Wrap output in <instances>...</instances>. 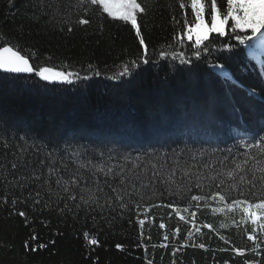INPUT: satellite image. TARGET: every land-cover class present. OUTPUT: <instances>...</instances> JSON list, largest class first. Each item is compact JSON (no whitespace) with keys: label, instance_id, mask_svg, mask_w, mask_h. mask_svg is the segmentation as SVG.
Segmentation results:
<instances>
[{"label":"trees","instance_id":"trees-1","mask_svg":"<svg viewBox=\"0 0 264 264\" xmlns=\"http://www.w3.org/2000/svg\"><path fill=\"white\" fill-rule=\"evenodd\" d=\"M185 3L186 7L181 9L177 0H157L143 22L138 17L149 46L150 64L143 65L148 72L137 80L129 76L122 81L109 77L122 71L119 67L122 63L142 53L130 22L113 21L95 8L88 14L73 13L70 8H64L63 0L57 11L41 6L39 0H13L11 5L9 0H0V46L11 41L18 47L32 49L41 58L51 56L57 65H71L70 70L88 64L108 69L103 76L87 82L41 81L42 85L48 84L47 88H36L27 79H38L35 74H5L21 79L14 83L0 81V108L15 112L22 123L45 127L54 124L69 132L88 129L97 134L120 135L122 130L124 137L119 138L134 148L155 144L156 131L183 138V133L192 125L196 126L195 130L202 126L210 129L212 143L206 147H224L233 137L245 136L247 128H257L264 120L261 99L264 69L257 58L261 52H247L245 45H239L234 39L229 41L225 35L198 60L192 55L196 48L194 40L187 39L184 26V17L191 22L194 13L190 0ZM81 18L89 19L90 23L80 25L77 21ZM228 27L226 33L231 32ZM177 35L183 44L177 43ZM216 35L210 34V39ZM221 42L239 47L234 54L221 47ZM161 50L168 53L167 57L157 55ZM181 51L199 64L198 72L180 71L192 67L173 58V52ZM226 56L232 57L225 70L235 83L214 67L225 64ZM249 89L257 95L249 96ZM233 103H244V112H232ZM138 138L145 139L146 143ZM191 194L201 193L193 189ZM5 195L8 202H0V264H149V261L151 264H224L225 261L245 264L247 260L264 264V230L250 221L244 222L239 211H217L223 205L215 201L209 200L207 206L201 202L199 209L194 206L195 202L189 207L190 194L184 195L182 201L179 197L154 199L152 203L159 206L149 208L147 213L141 209L143 226H138L134 215H125L122 221L117 217L102 219L99 215L93 218V214L83 211L75 215L60 214L43 205L35 206L31 200L27 205L20 203L19 192L6 193L0 189V198ZM13 197L17 198L16 205L11 202ZM170 199L180 201L177 206L187 208V212L177 215L166 206ZM19 211L26 213L28 223L17 214ZM191 212H196L194 223L189 219ZM180 216L185 219L181 220ZM129 218L133 221L131 226L127 222ZM161 223L164 228L159 226ZM208 224L213 227L209 229ZM138 228H142L143 237L139 236ZM189 232L193 234L191 237ZM250 234L256 235V241L249 240ZM33 235L37 243L47 247L36 251L26 249L24 242ZM165 235L167 241L163 239ZM92 238L99 243L92 245ZM201 243L205 248L199 247ZM117 244L122 248H117ZM165 244L167 247H163ZM177 248L179 251L173 257ZM235 248L242 249L243 255L235 253Z\"/></svg>","mask_w":264,"mask_h":264},{"label":"snow or ice","instance_id":"snow-or-ice-1","mask_svg":"<svg viewBox=\"0 0 264 264\" xmlns=\"http://www.w3.org/2000/svg\"><path fill=\"white\" fill-rule=\"evenodd\" d=\"M156 2L157 0H63V6L65 9L70 8L73 13L84 14L95 8L106 13L113 21L130 22L138 43L142 46V53L136 59L122 63L119 66L122 71L109 77L123 81V78L129 76L137 80L148 72L143 65L150 64L149 46L142 34L138 17L143 22V17ZM12 3L13 0H9V4ZM177 3L181 9L186 7L185 0H177ZM39 4L57 11L61 0H39ZM190 8L194 16L191 22L185 16L184 26L187 39L194 40L196 48L192 55L198 60L202 53L209 52L210 47L216 45L219 37L228 35L229 41L234 39L239 45H245L247 52L255 54L259 50L261 68L264 69V0H190ZM230 21L231 32L226 33ZM77 23L88 25L90 20L81 18ZM72 30L69 24L68 31ZM213 33L217 35L210 39V34ZM177 43L183 44V39H178ZM239 45L229 42L220 44L234 54ZM157 55L167 57L168 53L161 50ZM172 56L180 64L192 66L180 71L188 74L199 71V64L192 56H186L185 52H173ZM224 59L225 64L214 67L219 68L227 80L235 83L230 72L225 70L232 57L226 56ZM71 68V65L53 63L49 55L41 58L32 49L18 47L11 41L0 46V70H3L0 81L4 82L14 83L21 79L10 78L5 74L34 73L38 79H27L36 88H47L48 84L42 85L40 82H87L108 71L106 67L101 69L92 64L81 65L77 70H70ZM136 69L140 71H135ZM256 95L255 91L249 89V96ZM261 99L264 100V95ZM231 111L243 113L244 103L231 104ZM245 123L247 124V117ZM195 129V125L189 126L183 133V138L156 131L155 144L134 148L112 133L97 134L88 129L69 132L54 124L45 127L22 123L15 112L0 108V189L6 193L19 192L20 203L27 205L31 200L35 206L43 205L47 210L60 214L75 215L83 211L93 214V218L99 215L102 219L117 217L122 221L125 215H134L138 226L145 224V220L140 218L141 209L147 213L149 208L159 206L152 203L154 199L163 201L165 198L179 197L182 201L184 195L190 194L187 201L189 207L193 206L192 202L199 209L201 202L207 206L209 200L215 201L223 205L217 211H239L244 222L250 221L252 225L264 230V120L257 128H247L245 136L233 137L224 147H206V144L212 143L210 129L206 126ZM226 162L233 166L229 167ZM193 189L201 194H191ZM180 201L170 199L166 206L180 215L181 211L188 210L177 206ZM0 202L7 203L8 195L0 198ZM11 202L16 205L17 198L13 197ZM17 214L25 217V222L28 223L24 211ZM195 217L196 212L189 214L193 223ZM180 219L184 220L185 217L180 216ZM127 222L131 226L133 221L129 218ZM159 226L165 227L163 223ZM207 227L211 229L213 226L208 224ZM175 231L178 232L179 229ZM138 232L143 237L142 228H138ZM192 235L191 232L188 233L189 237ZM248 238L252 241L257 239L254 234H250ZM163 239L167 241L168 236L165 235ZM90 243L97 245L99 241L92 238ZM24 246L36 251L38 248H46L47 244L37 243V237L33 235L24 242ZM116 247L122 248V245L117 244ZM199 247L203 249L205 245L201 243ZM177 251L178 248L174 249L173 257ZM234 252L243 255L240 248H235ZM224 264H228V261ZM245 264L258 262L247 260Z\"/></svg>","mask_w":264,"mask_h":264},{"label":"rangeland","instance_id":"rangeland-1","mask_svg":"<svg viewBox=\"0 0 264 264\" xmlns=\"http://www.w3.org/2000/svg\"><path fill=\"white\" fill-rule=\"evenodd\" d=\"M231 21L229 22V30H231V28H230V25H231ZM177 37V40L179 39V37H178V35L176 36ZM225 99V98H224ZM211 125H215V123H212ZM114 126V124H112V125H109V129L111 128V127H113ZM119 134L122 136V137H124V133H123V131L122 130H119ZM105 134V133H104ZM131 134H133V133H131ZM120 135H117L118 137H120ZM134 135V134H133ZM126 137V136H125ZM138 139H140V141H143L144 140V143H146V140L145 139H142V138H138Z\"/></svg>","mask_w":264,"mask_h":264},{"label":"water","instance_id":"water-1","mask_svg":"<svg viewBox=\"0 0 264 264\" xmlns=\"http://www.w3.org/2000/svg\"><path fill=\"white\" fill-rule=\"evenodd\" d=\"M0 72L2 73L3 70H0ZM11 74V73H10ZM21 74H26V73H20V74H14V75H21ZM52 83H56V82H52Z\"/></svg>","mask_w":264,"mask_h":264},{"label":"bare ground","instance_id":"bare-ground-1","mask_svg":"<svg viewBox=\"0 0 264 264\" xmlns=\"http://www.w3.org/2000/svg\"><path fill=\"white\" fill-rule=\"evenodd\" d=\"M27 74V73H26ZM34 74V73H33ZM11 75H14V74H11ZM21 75H25V74H21ZM47 83H49V82H47ZM56 83H59V82H56Z\"/></svg>","mask_w":264,"mask_h":264}]
</instances>
